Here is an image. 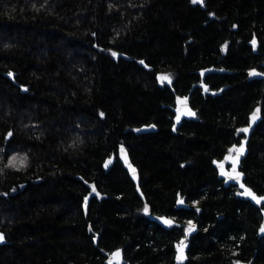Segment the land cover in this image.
I'll list each match as a JSON object with an SVG mask.
<instances>
[{
    "label": "trees",
    "instance_id": "16d2710c",
    "mask_svg": "<svg viewBox=\"0 0 264 264\" xmlns=\"http://www.w3.org/2000/svg\"><path fill=\"white\" fill-rule=\"evenodd\" d=\"M263 60L264 0H0V264H175L188 222L186 264H264L260 210L213 166L263 99L240 170L264 195Z\"/></svg>",
    "mask_w": 264,
    "mask_h": 264
},
{
    "label": "water",
    "instance_id": "95a60500",
    "mask_svg": "<svg viewBox=\"0 0 264 264\" xmlns=\"http://www.w3.org/2000/svg\"><path fill=\"white\" fill-rule=\"evenodd\" d=\"M253 45L256 47L257 43L254 42ZM262 66L264 68V60ZM224 72L225 70H217L213 68L200 71V77H201L200 82L197 83L196 86L200 87L203 90V92L206 94H209L211 96H218L223 90H225V88H222L218 91H210L209 87L205 84L204 78L207 74L210 73H224ZM248 74L250 78L256 77L264 81V71L252 69L248 72ZM193 89L194 87H192L191 90ZM262 102L263 99H260L258 105L251 112L249 116L248 124L243 129L244 138L241 140V143L232 149L231 154H227L221 160H214L213 162V166L218 173V177L221 180H223L224 185L235 186L239 191V195L241 198L248 201L249 203H251L253 206L257 207L260 210L262 220L257 230V235L259 239L264 237V195H258L245 183V175L240 170V167L242 161L246 158L248 154V142L259 122L261 116ZM195 116H196L195 110L190 105V94L183 97H178L176 100L174 118H173L175 125L176 126L180 125L184 119H194ZM133 131L137 135L151 133L155 131V126L144 125L141 127L134 128ZM119 158L123 168L126 170L129 178L134 183L136 192L138 193L141 200L145 203L146 200L140 188V177L137 167L132 163L127 153H121L119 155ZM114 162H115L114 155H111L109 158H107L102 165L104 171L108 172L109 169L113 167ZM177 205L181 209H185L189 207L188 204H186L185 200L182 198H179L177 200ZM147 216L152 222L157 223L159 226H161L163 229L167 231H170L173 228H179L184 226L183 223H180L176 221L174 218L165 215H152L150 212H148ZM166 221H169L170 223H166ZM190 234L191 231H187L185 237L181 239V241L176 245L175 255H174L175 264H186L188 260L186 248ZM1 242L2 239H0V243ZM113 260L114 261L111 262L110 264H113L115 261L122 260V255L119 251L113 253ZM237 264H247V263L238 262Z\"/></svg>",
    "mask_w": 264,
    "mask_h": 264
},
{
    "label": "rangeland",
    "instance_id": "374dc122",
    "mask_svg": "<svg viewBox=\"0 0 264 264\" xmlns=\"http://www.w3.org/2000/svg\"><path fill=\"white\" fill-rule=\"evenodd\" d=\"M194 230V226L192 224V222H188L186 225V231H193Z\"/></svg>",
    "mask_w": 264,
    "mask_h": 264
},
{
    "label": "snow or ice",
    "instance_id": "6c2138e0",
    "mask_svg": "<svg viewBox=\"0 0 264 264\" xmlns=\"http://www.w3.org/2000/svg\"><path fill=\"white\" fill-rule=\"evenodd\" d=\"M193 2H197V0H193ZM244 131H246V130H244ZM166 223H170V222L169 221H166ZM0 239H2V237H0Z\"/></svg>",
    "mask_w": 264,
    "mask_h": 264
},
{
    "label": "flooded vegetation",
    "instance_id": "af4514ba",
    "mask_svg": "<svg viewBox=\"0 0 264 264\" xmlns=\"http://www.w3.org/2000/svg\"><path fill=\"white\" fill-rule=\"evenodd\" d=\"M232 153V150H231V152L229 153V154H231ZM237 189V188H236ZM239 192V191H238Z\"/></svg>",
    "mask_w": 264,
    "mask_h": 264
}]
</instances>
